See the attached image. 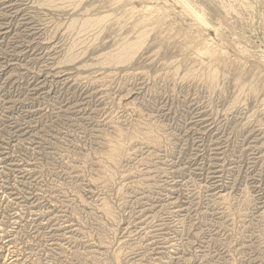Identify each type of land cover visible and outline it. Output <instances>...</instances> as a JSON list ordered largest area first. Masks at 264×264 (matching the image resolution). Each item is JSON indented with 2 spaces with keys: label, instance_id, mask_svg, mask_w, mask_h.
<instances>
[{
  "label": "rangeland",
  "instance_id": "374dc122",
  "mask_svg": "<svg viewBox=\"0 0 264 264\" xmlns=\"http://www.w3.org/2000/svg\"><path fill=\"white\" fill-rule=\"evenodd\" d=\"M0 264H264V0H0Z\"/></svg>",
  "mask_w": 264,
  "mask_h": 264
},
{
  "label": "bare ground",
  "instance_id": "6f19581e",
  "mask_svg": "<svg viewBox=\"0 0 264 264\" xmlns=\"http://www.w3.org/2000/svg\"><path fill=\"white\" fill-rule=\"evenodd\" d=\"M5 260V259H4Z\"/></svg>",
  "mask_w": 264,
  "mask_h": 264
}]
</instances>
